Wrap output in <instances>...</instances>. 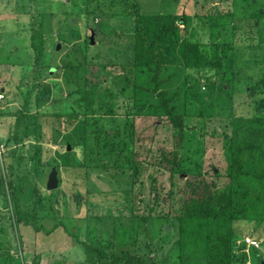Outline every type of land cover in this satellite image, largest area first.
Returning <instances> with one entry per match:
<instances>
[{"label":"rangeland","instance_id":"rangeland-1","mask_svg":"<svg viewBox=\"0 0 264 264\" xmlns=\"http://www.w3.org/2000/svg\"><path fill=\"white\" fill-rule=\"evenodd\" d=\"M139 1L143 14L183 17L174 48L165 52L172 65L161 69L159 87L181 115V139L165 116L146 110L152 97L133 100L134 84L122 81L124 66L135 61L134 31L119 0H0V177L22 179L17 193L25 210L37 197L44 204L33 221L43 231L16 227L6 187L0 188V264H109L79 241L107 255L131 252L147 263L178 264L184 204L207 190L220 193L229 182L223 137L231 116L248 118L262 109L264 117V0ZM32 30L44 42L39 67ZM188 44L206 58L221 50L227 72L183 71ZM79 75L98 82L92 115L83 108L76 120L45 114L59 98L72 111L77 97L69 99L65 84ZM38 95L49 101L38 106ZM110 105L114 117L105 115ZM53 167L59 184L48 191ZM56 223L64 226L46 234ZM234 227L243 264L264 261V225L260 234L245 222ZM246 237L259 247L243 246Z\"/></svg>","mask_w":264,"mask_h":264},{"label":"trees","instance_id":"trees-1","mask_svg":"<svg viewBox=\"0 0 264 264\" xmlns=\"http://www.w3.org/2000/svg\"><path fill=\"white\" fill-rule=\"evenodd\" d=\"M119 3L122 8L120 14L128 16L132 20L134 31L133 54L135 61L130 67L124 66L126 71L122 81L125 83L132 81L134 84L129 87L131 89L128 93L133 100L152 97L146 110L149 109L151 114H155L157 117L165 116L172 128L179 131L177 137L181 139L185 127L181 115L172 105V96L169 97L168 93L159 87L162 84L161 69L170 68L172 65L165 52L167 49L174 48V45H171V38L177 34L178 23L183 20V17L170 13L143 14L139 0H119ZM111 17L118 16L111 15ZM170 23H172V27L169 28L167 24ZM30 48L34 54V66H41L44 42L40 30H32ZM223 54L219 50L215 51L210 58H206L198 47L188 44L184 47L182 70L199 71L203 74L212 73L214 74L212 77H215L216 74L219 76L221 72L224 74L228 70L223 68ZM84 62L88 65L93 60L84 58ZM144 79H148L153 87H149L145 83L142 84L141 80ZM72 80L74 81H67L68 84H65L69 99L77 97L74 107L68 106L72 111L66 113L65 100L59 98L57 106L54 107L55 110L51 111L46 107L44 109L49 113L45 112V114H58V116L62 114L61 116L66 117L67 120H76L77 116H80V109L83 108L84 115H92L91 103L98 89L96 85L98 82H92L93 79L91 81V79H85L80 75L76 81ZM163 82L165 81L163 80ZM85 83L88 87H85ZM57 89V93H60V89ZM69 89H71L70 92ZM120 90L123 91L124 88L121 87ZM45 93L48 94V89ZM110 93L112 94L111 90ZM48 101V96L42 99L39 95L35 97L38 106ZM138 109L143 110L142 107ZM138 109L137 111H139ZM261 110L256 109L255 115L248 118L231 116L230 134H225L223 137L229 182L220 193L214 194L207 190L184 204L182 215L177 219L178 264H237L239 261L243 264L245 258L238 255L242 250L240 247H235L237 230L233 226L236 223L245 222L252 225L254 227L252 230L260 234L261 226L264 225V117L259 114ZM114 112L115 109L110 105L105 115L114 117ZM19 117H22V113ZM17 122L19 123V121ZM15 126L18 127V124ZM134 133L135 128L131 127L130 138L133 139ZM14 181L12 177H0V188L6 187L11 203L12 221L16 227L22 224L32 227L36 232L43 231L33 221L37 219L36 212L44 204L37 197L34 206L25 210L17 193L18 181H22V179L16 183ZM192 193L194 194V192ZM63 226L62 223H56L50 231L45 232L50 234ZM164 231L166 232V230ZM79 244L89 253H98L99 262L108 260L109 264H156L153 261L147 263L142 257L131 252L107 255L101 249H94L82 241H79ZM243 246L245 245L243 244Z\"/></svg>","mask_w":264,"mask_h":264},{"label":"water","instance_id":"water-1","mask_svg":"<svg viewBox=\"0 0 264 264\" xmlns=\"http://www.w3.org/2000/svg\"><path fill=\"white\" fill-rule=\"evenodd\" d=\"M60 48V45L57 44L56 46V50H58ZM4 91L3 89H1V92ZM69 149V146L67 147ZM59 184V179H58V171L56 170V168H51V171L47 177V182H46V189L48 191H53L58 187ZM167 230H170L169 227H166ZM260 264H264V261H262Z\"/></svg>","mask_w":264,"mask_h":264},{"label":"built area","instance_id":"built-area-1","mask_svg":"<svg viewBox=\"0 0 264 264\" xmlns=\"http://www.w3.org/2000/svg\"><path fill=\"white\" fill-rule=\"evenodd\" d=\"M3 92H0V103L3 99ZM5 152V146L4 144L0 141V159L3 156V153ZM1 161V160H0ZM243 244L245 245L246 248H255L257 249L259 247V243L252 238L246 237L243 240Z\"/></svg>","mask_w":264,"mask_h":264},{"label":"crops","instance_id":"crops-1","mask_svg":"<svg viewBox=\"0 0 264 264\" xmlns=\"http://www.w3.org/2000/svg\"><path fill=\"white\" fill-rule=\"evenodd\" d=\"M4 90V89H3Z\"/></svg>","mask_w":264,"mask_h":264}]
</instances>
